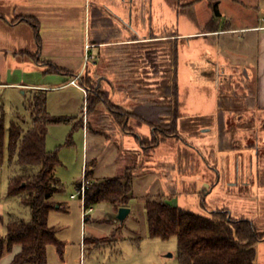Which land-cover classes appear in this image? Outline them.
<instances>
[{"label": "rangeland", "instance_id": "1", "mask_svg": "<svg viewBox=\"0 0 264 264\" xmlns=\"http://www.w3.org/2000/svg\"><path fill=\"white\" fill-rule=\"evenodd\" d=\"M193 1L148 0L145 11L141 17L138 13L136 20V27L143 26L145 21L148 29H137V35H158L173 30L200 32L209 20H213L214 6H217L220 14L217 19L221 21L220 28H223L225 21L231 28L250 26L258 21L264 25V0H197L190 4ZM256 5H259V11ZM82 35L83 29H45L40 37H49L52 41L49 47L52 49L45 45L40 50V61H45L46 55H49L55 66L70 74L83 71L85 67L89 69L92 61L85 62L83 59ZM64 36L68 38L67 43H64L68 47L67 51L56 48L57 39ZM110 38L111 35L107 34L103 39ZM214 48L215 45L209 40L200 39L189 46L178 43L179 113L183 117L178 121L177 129L194 149L168 138L154 150L145 152L141 149L139 159L124 150L126 146H123V138H119L121 126L118 124L124 118L120 122L118 115L124 114V108L113 107L106 95L103 96L106 104L96 102L95 108L87 111L86 96L79 89L80 86L57 89L70 82L71 76L46 72L45 66L32 70L27 67V59H24L26 63L23 66L19 65L20 58L8 59L7 67L0 63V83L42 87L37 92L25 87L0 86V117L5 125V141L8 127L15 118H19L25 131L30 128L31 117L27 107L35 95L43 96L45 109L51 118L68 119L66 122L47 125L45 147L48 152L56 153L59 166L55 170V177L63 188L62 193L52 198L60 208L56 207L48 216L49 227L55 229L56 238L63 245L62 252L59 253L53 246L48 247L47 264H178L176 238L161 240L149 236L145 210L148 200H161L203 217H208L216 209H225L234 219L251 221L257 232L264 236V170L260 181L255 176V186L249 189L250 194L238 196L237 191L241 190L231 191L228 178L224 177V172L227 174L226 171L231 172L233 169L234 154L219 152L233 149L232 145L236 141L244 146L248 139H264V131H261L264 130V110L255 108L253 98L255 74L241 60H237L232 71L233 81L224 84L222 90H231V94L241 104L237 109L232 107L231 113L219 115L223 121H228L229 129L218 128L222 124V119L217 116L218 90L207 71L202 73L210 67L207 63L210 56L215 60ZM152 53L144 56L143 68L151 65L157 71L161 65L155 52L154 55ZM13 62L22 68L16 69ZM125 62L129 63L127 60ZM125 77L122 78L127 79ZM117 88L129 92L130 97L125 98L124 102L129 103L127 107L133 110L136 99L134 93H130L134 90L129 89L131 87L127 80L123 82L122 79ZM125 116L126 120L128 116ZM194 117H213L214 123L207 125L202 122L194 129L188 125L189 132H192L190 134L196 135L191 137L183 125ZM127 121L130 126L124 131L134 133L137 124L130 119ZM206 127L211 128L207 134L198 131ZM144 142L148 145L150 140ZM123 156L128 158L127 166L120 161ZM253 163V171H259V161L253 160ZM260 165L264 169V152L260 155ZM215 167L216 172H211L210 168ZM83 169L85 173L92 174L88 178L91 183L124 174L132 175L131 199L128 203L131 213L123 222L118 219V211L107 203L92 206V212L82 219V202L72 196L77 194ZM37 172L38 168H32L21 173L15 159L10 164L6 161L0 166V203L9 210V215H4V222L17 218L24 221L30 219L29 209L18 198L6 194L8 179L20 173L31 175ZM5 236L3 228L0 237ZM254 250L255 264H264V241L257 242Z\"/></svg>", "mask_w": 264, "mask_h": 264}, {"label": "trees", "instance_id": "2", "mask_svg": "<svg viewBox=\"0 0 264 264\" xmlns=\"http://www.w3.org/2000/svg\"><path fill=\"white\" fill-rule=\"evenodd\" d=\"M212 10L214 23L220 14L217 6ZM34 27L37 28V25ZM35 32L37 35V29ZM172 37L170 33L164 32L152 34L147 42H137L133 45L135 55L129 60L131 70L127 83L131 87L129 89L134 90L131 92L134 93L132 95L136 99V107L130 111L122 109L124 114L118 115V119L121 122L124 118V121L118 125L126 130L129 123L127 120L130 119L138 127H149L152 134L148 145L137 137L140 148L145 152L157 148L165 138H178L179 135L177 123L182 115L179 113L178 103L177 47ZM36 38L39 43L38 35ZM148 49H153L162 56L166 55L167 58L163 80L155 88L149 87L148 72H143L144 56ZM36 57L34 56V59ZM40 64L45 66L46 72L70 76L63 69L46 61H40ZM85 70L86 75L80 76L78 83L86 91L87 111L95 108L96 102L106 104L103 97L105 95L113 107L119 108L111 102L108 93L101 91L96 80L88 75L89 70ZM224 105L221 97L217 108V116L220 119L223 117L219 115L227 114L229 110ZM27 109L31 117L30 128L25 131L19 118H15L8 127L7 141L5 125L0 117V166L6 161L10 164L15 159L21 173L38 168L36 174L20 173L8 182L7 195L18 198L29 209L30 219L6 222V236L0 237V261L15 245H19L21 250L10 264H47V248L53 246L61 253L63 247L56 238L55 229L48 225L49 213L56 207L60 208L52 198L62 193L63 188L55 177V170L59 166L56 153L48 152L45 147L47 125L66 122L68 119L51 118L45 109V99L42 95H35ZM125 115L128 116L126 120ZM202 122L212 124L214 118H195V124L200 126ZM90 175L86 173L85 178L88 179ZM131 176L124 174L121 177L92 182L86 191L84 209H90L99 203H107L116 211L127 208L131 199ZM145 210L151 238H176L178 264H255L254 245L264 241V236L257 232L251 221L234 219L225 209H216L208 217H203L161 200H148Z\"/></svg>", "mask_w": 264, "mask_h": 264}, {"label": "crops", "instance_id": "3", "mask_svg": "<svg viewBox=\"0 0 264 264\" xmlns=\"http://www.w3.org/2000/svg\"><path fill=\"white\" fill-rule=\"evenodd\" d=\"M147 1L0 0V63L7 67L8 59L11 61L12 59L17 60L20 58L19 65L22 64L23 66L26 63H24V59H27L30 63H26L27 67L32 70H39L41 66L40 50L45 45L46 48L52 49L49 47L52 42L50 38L41 39L40 37V34L44 33L45 29H83V59L89 57V60L92 61V65L88 69V75L94 78L96 76V81L100 79L98 86H100L102 92L109 94L113 104L130 110L126 105L129 103L124 102L125 98L129 99V92L126 93L122 88H117V85L122 79L123 82L128 79L131 69L129 63H126L125 60L129 62L131 57H134L133 45L137 42H147L151 37V35H137V29H148L145 21L143 26L136 27L137 14L140 13L141 17V14L145 11L144 7ZM196 2L197 0H194L190 4ZM255 8L259 11V5H256ZM220 22L217 20L212 23L211 19L200 32L187 30H178V32L173 30L170 32L173 35L171 39H174L173 41L176 43L177 57L179 59V42L189 46L192 42L200 39L209 40L215 45L213 54L215 55V60L210 56L207 62L210 67L207 70H203L202 73L204 74L207 71V75L214 81L218 70L221 69L224 73L230 75L234 70L233 66L237 64V60H241L243 65H247L251 73L254 72L255 74V90L253 93L255 108L264 110V25H260L258 21L250 26L231 28L229 23L225 21L223 28H220ZM35 24L37 28L34 27ZM35 29H37L39 43L37 42ZM171 29L175 28L172 27ZM107 34L111 35L110 40L103 39L104 35ZM67 40L66 36L57 39L58 46L56 48L67 51L68 47L64 45ZM86 46H89L88 50H86ZM34 56H37L36 59H34ZM45 61L55 66L49 55H46ZM13 63L16 69L22 68L17 62ZM190 65L193 67L194 64L191 63ZM86 68L83 71L80 70L78 73L72 72L71 74L63 70L69 73L72 80L74 76H85L87 73ZM147 71V68L143 69V72ZM123 76H127L125 77L127 79L122 78ZM1 85L25 87L37 92L42 89V87L16 83H0ZM69 86L71 85L68 82L57 87V89H65ZM79 89L84 90L81 87ZM84 93L86 96L85 90ZM130 93L132 94L131 91ZM135 128L134 133L125 132L121 128L119 132L121 136L119 135V138H123V146H126L124 150L139 159V152L142 150L140 143L137 142V137L139 140L149 139L150 129L147 126H136ZM120 161L123 165H126L128 158L123 156ZM10 179L7 181V186ZM127 209H129L130 214L131 210L128 206ZM8 211L5 205L0 203L1 231L5 228L6 222L9 221L4 222V215H9ZM20 250V246L15 245L12 251L1 259L0 264H10Z\"/></svg>", "mask_w": 264, "mask_h": 264}, {"label": "flooded vegetation", "instance_id": "4", "mask_svg": "<svg viewBox=\"0 0 264 264\" xmlns=\"http://www.w3.org/2000/svg\"><path fill=\"white\" fill-rule=\"evenodd\" d=\"M147 54L150 53H154L155 51L153 49H148L146 50ZM151 55H154V54ZM155 56L157 61L159 60L160 63V67H158L157 71H154V69H152L151 65L149 67H146L148 69V82H149V87L150 88H155L157 86L158 83H160L163 80V72H164V66H166V55L162 56L160 53L155 52ZM162 63V64H161ZM233 74H227L224 73L223 70H219L218 73H216L215 78H214V82L216 84V88L218 90V96H217V108H218V101L221 97H223V103L225 104L224 106L229 109L227 111V113H231V108L233 107L234 109H237V106L241 104V102H239L238 98H235L232 94H231V90L229 91H223L222 87L224 84H226L227 82L233 81ZM177 79H178V57H177ZM178 81V80H177ZM237 99L238 101L234 100ZM233 100V102H232ZM178 103H179V97H178ZM179 108H180V103H179ZM183 117V116H182ZM181 117V119H182ZM195 118L198 117H194L189 119L183 126H184V130H187L189 132V128L188 125H190L192 127V129H194L195 127L199 126L198 124H195ZM240 118V117H239ZM179 119V120H181ZM178 120V121H179ZM187 124V125H186ZM230 125L228 123V121H223L222 119V124L218 127L220 129H224L226 128L227 130L229 129ZM149 128V127H148ZM150 129V128H149ZM178 130V129H177ZM205 131L203 132L204 134H207L209 131H211V128H199V132L200 131ZM219 131V129H218ZM264 131V130H261ZM179 133V132H178ZM192 132H189V135L191 137H196V135L190 134ZM151 134H152V130L150 129V137L149 140L151 139ZM173 138L175 140L181 141L183 143V145H185L188 148L194 149V147L192 145L189 144L188 141H186V138L181 136L180 134L178 135V138H174V137H170ZM168 139V138H165ZM164 139V140H165ZM264 139H262L261 137L259 138H251L248 139L245 143V145H241L239 142H234L232 145L231 150H224V151H219L220 153H230V154H234L237 155V157H235L233 155V164H232V171L230 172L229 170L226 171L227 174H225L224 172V177L228 178V188L233 191V190H241V191H237L238 196H247L249 193V189L253 188L255 186V183L253 182L255 176H258L257 179L259 178V181L262 179V167L260 165V155L262 152H264ZM232 144V142H231ZM231 147V146H230ZM241 160V162H240ZM253 160H257L259 161V171L257 170L256 172L253 171ZM229 162V160L227 161ZM240 162V163H239ZM253 163V164H252ZM211 172H216V167L215 168H210ZM220 182V179L218 181V183ZM217 183V184H218ZM244 191V192H243Z\"/></svg>", "mask_w": 264, "mask_h": 264}, {"label": "built area", "instance_id": "5", "mask_svg": "<svg viewBox=\"0 0 264 264\" xmlns=\"http://www.w3.org/2000/svg\"><path fill=\"white\" fill-rule=\"evenodd\" d=\"M89 46H86V50H88ZM90 58L89 57H85V62H88ZM80 76H76L74 77L70 82L69 85L74 86V87H79L78 85V81H79ZM83 89V88H82ZM84 91V90H82ZM83 176H82V181L79 184V187L77 188V194L72 196V198H79L82 202V211H81V217L82 219H86L87 214L92 212V208L90 209H84V199H85V195H86V191L91 187V181L85 178V169H83L82 171Z\"/></svg>", "mask_w": 264, "mask_h": 264}, {"label": "water", "instance_id": "6", "mask_svg": "<svg viewBox=\"0 0 264 264\" xmlns=\"http://www.w3.org/2000/svg\"><path fill=\"white\" fill-rule=\"evenodd\" d=\"M99 82H100V79H98L96 81L97 86H98ZM117 214H118V219L121 222H123L126 219V217L128 216V214H129V209H127V208H120V209H118V213Z\"/></svg>", "mask_w": 264, "mask_h": 264}]
</instances>
